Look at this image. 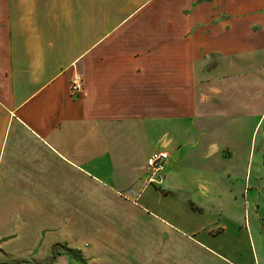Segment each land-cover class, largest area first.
<instances>
[{
	"label": "crops",
	"instance_id": "crops-1",
	"mask_svg": "<svg viewBox=\"0 0 264 264\" xmlns=\"http://www.w3.org/2000/svg\"><path fill=\"white\" fill-rule=\"evenodd\" d=\"M263 116L264 0H0V264H264Z\"/></svg>",
	"mask_w": 264,
	"mask_h": 264
},
{
	"label": "built area",
	"instance_id": "built-area-1",
	"mask_svg": "<svg viewBox=\"0 0 264 264\" xmlns=\"http://www.w3.org/2000/svg\"><path fill=\"white\" fill-rule=\"evenodd\" d=\"M69 94L72 97L84 96L85 91L80 74L75 73L69 82ZM168 154L165 151L153 152L146 160V165L151 170V176L148 181L160 184L164 178V163Z\"/></svg>",
	"mask_w": 264,
	"mask_h": 264
},
{
	"label": "rangeland",
	"instance_id": "rangeland-1",
	"mask_svg": "<svg viewBox=\"0 0 264 264\" xmlns=\"http://www.w3.org/2000/svg\"><path fill=\"white\" fill-rule=\"evenodd\" d=\"M137 28L138 29H135L136 31H140L141 29H140V27H138L137 26ZM132 30H133V28H132ZM81 76V75H80ZM82 79V78H81ZM263 118H264V116H263ZM263 118H262V120H263ZM255 137V136H254ZM200 157L198 156V158L197 159H199ZM261 242H262V244L260 243V246H261V248H262V250L264 251V231H262V233H261ZM248 240H249V242H248V247L250 248V250L252 251V253H254V255L257 257V247H259V246H257V242H255L254 241V239L251 237V238H248ZM251 255V254H250ZM251 257H252V255H251ZM255 257V258H256ZM256 264H258V262H257V259H256Z\"/></svg>",
	"mask_w": 264,
	"mask_h": 264
},
{
	"label": "trees",
	"instance_id": "trees-1",
	"mask_svg": "<svg viewBox=\"0 0 264 264\" xmlns=\"http://www.w3.org/2000/svg\"><path fill=\"white\" fill-rule=\"evenodd\" d=\"M58 246H54L52 248V252H51V259L55 256V254L58 252ZM65 253H67L70 257L74 258L75 260H77L79 262V264H85L84 261L79 257V255L73 253L70 250H63Z\"/></svg>",
	"mask_w": 264,
	"mask_h": 264
}]
</instances>
